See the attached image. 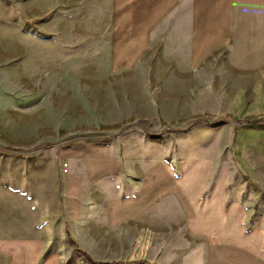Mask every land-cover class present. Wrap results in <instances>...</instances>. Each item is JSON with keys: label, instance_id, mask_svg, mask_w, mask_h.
<instances>
[{"label": "crops", "instance_id": "obj_1", "mask_svg": "<svg viewBox=\"0 0 264 264\" xmlns=\"http://www.w3.org/2000/svg\"><path fill=\"white\" fill-rule=\"evenodd\" d=\"M109 1L112 66L154 60V44L159 61L162 30L173 46L156 82L167 79L169 102H184L164 122L177 135L168 155L152 135L59 145L55 159L69 167L57 197L42 172L39 191L21 189L24 180L0 189V264H264V217L239 188V165L264 166L255 136L264 133V0H195L183 28L168 11L175 0ZM219 115L235 133L228 153L223 120L201 122Z\"/></svg>", "mask_w": 264, "mask_h": 264}, {"label": "rangeland", "instance_id": "obj_2", "mask_svg": "<svg viewBox=\"0 0 264 264\" xmlns=\"http://www.w3.org/2000/svg\"><path fill=\"white\" fill-rule=\"evenodd\" d=\"M194 5L195 0H175L168 11L176 12V24L183 28V15L191 7L194 12ZM110 15L109 0H0V189L24 180L21 189L39 191L42 172L49 196L57 197L64 172L56 151L76 139L125 144L152 135L162 154H169L168 138L177 133L164 122L174 104L183 108L184 102H169L167 79L156 81L167 76L173 46L162 30L159 61L154 44V60L147 55L139 66H112ZM117 33L114 56L119 60L124 55ZM185 35L176 32L177 61H183ZM227 118L201 117L203 123L223 120L218 136L225 146L235 136ZM255 136L264 142V133ZM239 168L246 177L239 181L240 191L249 190L250 209L264 217V166Z\"/></svg>", "mask_w": 264, "mask_h": 264}, {"label": "built area", "instance_id": "obj_3", "mask_svg": "<svg viewBox=\"0 0 264 264\" xmlns=\"http://www.w3.org/2000/svg\"><path fill=\"white\" fill-rule=\"evenodd\" d=\"M61 169L65 173L68 171V163L66 161H63L61 163ZM147 264H154L153 262H147Z\"/></svg>", "mask_w": 264, "mask_h": 264}, {"label": "trees", "instance_id": "obj_4", "mask_svg": "<svg viewBox=\"0 0 264 264\" xmlns=\"http://www.w3.org/2000/svg\"><path fill=\"white\" fill-rule=\"evenodd\" d=\"M6 150H10V151H20V149H13V148H6Z\"/></svg>", "mask_w": 264, "mask_h": 264}]
</instances>
